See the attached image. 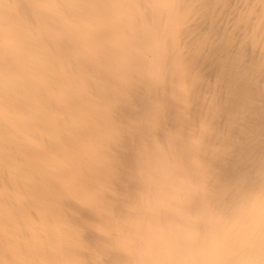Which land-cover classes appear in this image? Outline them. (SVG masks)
<instances>
[{"label": "bare ground", "instance_id": "1", "mask_svg": "<svg viewBox=\"0 0 264 264\" xmlns=\"http://www.w3.org/2000/svg\"><path fill=\"white\" fill-rule=\"evenodd\" d=\"M0 264H264V0H0Z\"/></svg>", "mask_w": 264, "mask_h": 264}]
</instances>
